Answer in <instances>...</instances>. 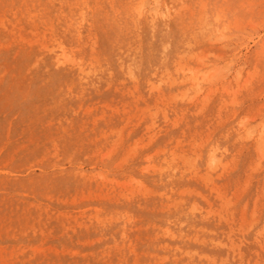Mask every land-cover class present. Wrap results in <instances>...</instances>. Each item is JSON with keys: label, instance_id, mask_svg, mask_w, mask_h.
<instances>
[{"label": "rangeland", "instance_id": "374dc122", "mask_svg": "<svg viewBox=\"0 0 264 264\" xmlns=\"http://www.w3.org/2000/svg\"><path fill=\"white\" fill-rule=\"evenodd\" d=\"M0 264H264V0H0Z\"/></svg>", "mask_w": 264, "mask_h": 264}]
</instances>
